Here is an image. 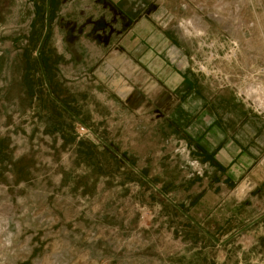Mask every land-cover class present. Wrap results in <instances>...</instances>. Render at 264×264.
Returning <instances> with one entry per match:
<instances>
[{
	"label": "rangeland",
	"instance_id": "obj_1",
	"mask_svg": "<svg viewBox=\"0 0 264 264\" xmlns=\"http://www.w3.org/2000/svg\"><path fill=\"white\" fill-rule=\"evenodd\" d=\"M1 140L0 264H264V0H0Z\"/></svg>",
	"mask_w": 264,
	"mask_h": 264
},
{
	"label": "trees",
	"instance_id": "obj_2",
	"mask_svg": "<svg viewBox=\"0 0 264 264\" xmlns=\"http://www.w3.org/2000/svg\"><path fill=\"white\" fill-rule=\"evenodd\" d=\"M6 141H4V140L0 141V162H3L5 160L9 159V155L6 152V149L8 148V143ZM84 143H86V142H80V146ZM87 145H88V150L86 152H87V156L90 157L91 153L89 151H91V149H94V146L92 144H88V143H87ZM93 158H94V156H93Z\"/></svg>",
	"mask_w": 264,
	"mask_h": 264
},
{
	"label": "built area",
	"instance_id": "obj_3",
	"mask_svg": "<svg viewBox=\"0 0 264 264\" xmlns=\"http://www.w3.org/2000/svg\"><path fill=\"white\" fill-rule=\"evenodd\" d=\"M85 130V127H81V129H79V135H82V132Z\"/></svg>",
	"mask_w": 264,
	"mask_h": 264
}]
</instances>
